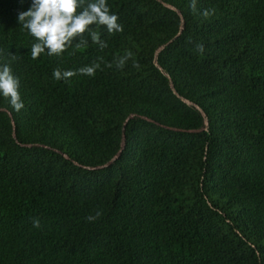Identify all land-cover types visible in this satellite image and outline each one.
<instances>
[{"label": "trees", "instance_id": "1", "mask_svg": "<svg viewBox=\"0 0 264 264\" xmlns=\"http://www.w3.org/2000/svg\"><path fill=\"white\" fill-rule=\"evenodd\" d=\"M30 4L0 0V264H264V0H107V47L35 60Z\"/></svg>", "mask_w": 264, "mask_h": 264}, {"label": "clouds", "instance_id": "2", "mask_svg": "<svg viewBox=\"0 0 264 264\" xmlns=\"http://www.w3.org/2000/svg\"><path fill=\"white\" fill-rule=\"evenodd\" d=\"M196 3L197 0H189L193 13L197 11ZM212 11L205 9L202 15L207 17ZM17 20L35 38L31 46L33 60L45 52L49 56H61L77 40L79 43L76 47L86 45L88 40L85 39V33L101 49L107 47L100 34L92 29L93 25L106 28L109 34L123 31V26L118 23V15L110 11L107 0H31L29 8L19 12ZM196 49L203 53V44H197ZM131 56L129 51L116 58L115 66L122 69ZM15 60L16 56L11 52L6 58L0 51V96L7 100L14 111L19 112L24 108V103L19 91L20 80L11 67ZM106 66L112 67V63ZM97 69H100V64L93 62L90 66H83L75 71L56 68L52 75L56 80H66L77 74L91 77ZM101 215L98 211L95 216H87L86 220L94 221ZM33 226L39 227V221L33 220Z\"/></svg>", "mask_w": 264, "mask_h": 264}]
</instances>
